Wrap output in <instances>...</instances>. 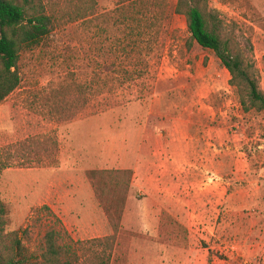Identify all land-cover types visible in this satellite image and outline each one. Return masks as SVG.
Segmentation results:
<instances>
[{"label": "rangeland", "instance_id": "obj_1", "mask_svg": "<svg viewBox=\"0 0 264 264\" xmlns=\"http://www.w3.org/2000/svg\"><path fill=\"white\" fill-rule=\"evenodd\" d=\"M117 2L95 0L98 18L21 55V85L0 104L6 232L36 250L45 206L75 241L111 236L87 172L131 170L112 264H264V111L243 110L176 0L152 6L141 38L114 23ZM208 3L264 92V0ZM62 99L70 120L54 111Z\"/></svg>", "mask_w": 264, "mask_h": 264}, {"label": "trees", "instance_id": "obj_2", "mask_svg": "<svg viewBox=\"0 0 264 264\" xmlns=\"http://www.w3.org/2000/svg\"><path fill=\"white\" fill-rule=\"evenodd\" d=\"M46 1L0 0V104L21 85L22 54L44 46L59 25L98 18L94 12L95 0H69L64 7L59 2ZM152 6L161 9V0H118L113 12L118 18L114 23L127 27L130 33L137 30L141 38L156 27L157 17H152ZM174 11L185 19L191 44L213 52L229 73V84L236 90L243 110L264 111V92L258 86L254 67L237 40L223 33V21L217 11L209 8L208 0H176ZM123 42L116 39L110 43L117 46ZM111 65L110 69L115 68ZM88 88L92 90L93 86L89 84ZM67 107L68 102L62 99L54 105V111ZM59 114L64 121L76 116L75 113ZM87 178L112 228L111 236L75 241L44 206L42 210L51 219V226L36 250H31L16 231L6 232L7 211L0 202V264H112L132 171L92 170L87 172ZM120 190L123 195L117 197ZM109 200L115 201V211L109 206Z\"/></svg>", "mask_w": 264, "mask_h": 264}]
</instances>
